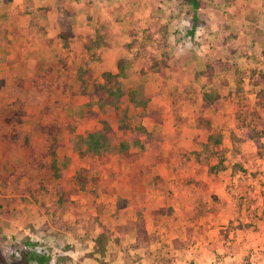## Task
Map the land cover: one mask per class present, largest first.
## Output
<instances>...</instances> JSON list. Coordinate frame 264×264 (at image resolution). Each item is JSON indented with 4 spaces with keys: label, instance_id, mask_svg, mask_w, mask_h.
<instances>
[{
    "label": "rangeland",
    "instance_id": "374dc122",
    "mask_svg": "<svg viewBox=\"0 0 264 264\" xmlns=\"http://www.w3.org/2000/svg\"><path fill=\"white\" fill-rule=\"evenodd\" d=\"M72 1L76 2L75 7L79 8V11H92L93 18L109 20L114 32L122 35L118 38H122L123 34L127 36L136 32V34L141 33L142 39L146 28H157L166 23L169 24L170 32L181 29L185 32L187 28L185 13H190L191 16L194 11L185 3L184 7L172 11L173 0H108L105 5L101 0ZM88 1L90 8L87 6ZM46 3L47 0H0V166L4 165L6 171H13L16 168L17 174L22 173V169L29 171V175H23L15 183L12 182L6 190L0 189V204H3L5 199L12 200L8 207L11 212L9 217L0 216V264H10L12 254L19 259L21 252L28 251L34 252L36 256L49 257L52 260L50 264H158L160 261H163V264L185 262V264H264V205L261 195V182H264V151L262 157L257 158L254 144L251 141H242L241 129L237 128L235 122H227L233 111V104L223 107L219 119L213 122L215 127L209 133V140L206 139L207 132L196 134L192 143L186 140L182 144L177 142L153 144L154 138H151L152 141H148L147 138L141 139L143 148L135 149L141 153L138 168L144 173L141 174V181L136 190L141 191V185L148 189L146 194L148 199L145 201L140 199L141 193L138 192L130 201L127 199L129 192L126 189L129 184L126 174L130 168L125 161L115 159L117 151H111L109 156L113 159L97 171L88 174V177L98 175L101 178L96 188V202L102 207L101 213L98 212L92 204V194L81 190L72 179L86 166V161L77 157L76 153L79 134L78 131L74 132L75 126L79 125L82 128L84 125H80V122L86 123V120H80L83 118L80 117L78 109L79 96L73 98L71 95H51V91L45 86L36 87L33 81L27 79L28 77L22 78L23 74L32 73L33 64L29 61H25V64L19 63L13 54L19 44L8 35L13 26L19 24L18 16L21 17L20 12L23 9L33 7L38 8L39 11ZM198 4L199 8L195 15L199 20L203 19L207 26L194 35L195 55L199 53V57H203L204 49L208 50L204 36H207V30H213H210V25L215 28L219 18L228 22L232 31L238 32L241 43L236 57L240 67L245 70L252 68V65L256 64L257 55L264 49V0H198ZM84 16L81 15L82 18ZM171 16L174 20L170 21ZM76 21L79 22H77L78 26L75 25L76 35L80 36L84 32L85 22H81L80 17ZM93 26V24L86 25L88 30ZM215 32L217 33L212 31L211 35L214 36ZM210 38L212 40V37ZM175 54L184 55L182 50ZM261 68L264 71V66ZM22 79L26 81L24 80L25 85L19 91V96L27 99L10 105V99L16 97V95L11 96L10 93L15 84ZM58 82L61 83L62 80L55 81ZM135 82L137 89L133 97L139 102L145 99L141 93L143 87L146 91L152 89L148 90L145 87L146 78H139ZM153 82L157 85L161 83L157 77ZM191 83L192 81L188 86L194 88V93L198 94V89L203 88L202 80ZM167 84L165 86L171 90L173 85L168 82ZM243 92L251 106L258 108L254 95L256 89L244 83ZM193 97L197 96L193 95ZM92 99H94L91 103L92 109L98 112L93 122L107 120L112 127L125 121L155 122L144 114L145 110L130 109L128 105L133 102L127 98H124L123 103L121 100L119 105L121 108L117 112L111 111L112 103L105 104L106 107L101 108L100 102L95 98ZM110 100L116 102L117 98L113 96ZM53 101L60 104H54ZM20 106L24 107V113L21 115L23 123L16 126V129L15 124L10 126L4 123V118L12 110L11 108ZM179 109H177L178 119L174 114L170 116L174 118L175 125L181 122L178 121L179 118L182 119L181 114H187L190 120L198 114L194 110H186L189 112L186 113ZM125 111L127 114L124 120L122 112ZM214 111L209 112L214 113ZM170 113L168 111L167 114ZM41 122H61L65 125V129L60 133V144L56 148L57 153L60 154V160L56 155V171L48 170L47 161L38 158L46 147L36 132ZM253 122L258 129H261L258 123L264 122V114L261 120L254 118L249 124L253 125ZM175 125L173 128L175 127L177 135L195 131L193 127ZM14 131L24 135H31L34 132L33 139L22 153L17 152L12 144L7 145L4 141L3 134L12 135ZM116 132L118 139L130 136L129 132L125 135L119 130ZM262 141L264 144V126ZM152 145H155L157 150L150 153L148 150H151ZM213 151L224 153L221 158L214 157L210 153ZM17 156L20 157L16 158ZM62 156L65 159L61 160ZM219 160L222 162L221 172L213 178L209 168ZM28 163L31 166L27 165ZM259 169L260 172L257 171ZM36 178L45 179L44 192L33 190L37 188ZM217 178L218 180L214 181ZM213 182L220 183L217 194L224 204L216 208L221 215L204 218L201 216L197 218L196 223L181 224L179 217L175 216L177 203L172 191L183 187L182 184L186 185V183H203L210 187ZM57 184H61L64 188L62 198L65 202L60 208L53 206L60 195ZM204 191L203 188L199 189L202 198L207 200L209 194H205ZM32 193L37 200L32 199ZM187 196L189 198L187 202L190 203L192 192L190 197ZM127 202L131 203L127 204ZM25 217L29 220L28 224H25ZM95 217L98 219L94 222ZM30 220L35 221L33 222L35 226L41 225L35 228L32 223L30 224ZM129 223L133 226H127L124 231L118 229L119 226H126ZM59 226H64V229ZM136 227H141L145 234L148 233V236L141 238L139 244H137L138 240L134 241L137 236ZM56 229L59 230L58 240L48 233L57 232ZM87 229L91 230L88 235L85 233ZM107 229L112 233L108 235L109 239L107 238L104 249L100 251L97 249L95 239ZM41 233L46 234L45 239ZM27 241L36 246L28 247ZM178 248L177 253L175 249ZM49 253H53L52 258L48 256Z\"/></svg>",
    "mask_w": 264,
    "mask_h": 264
},
{
    "label": "crops",
    "instance_id": "0c3cea01",
    "mask_svg": "<svg viewBox=\"0 0 264 264\" xmlns=\"http://www.w3.org/2000/svg\"><path fill=\"white\" fill-rule=\"evenodd\" d=\"M101 1L105 5L108 0H101ZM89 2L90 1H88V3ZM92 2H95V0ZM62 5L65 9L69 10L73 14L71 21L72 31L74 34L73 39L71 40V47L73 49V58L70 61L71 70L68 72L63 70L60 71L55 66V64L62 55L61 45L57 37L59 33V25L57 18L59 15L60 6ZM75 5L76 2L72 0H47L46 5L42 6V8L39 9V11H37L38 8L31 7L26 10L23 9V11L20 12L21 14L20 16L23 18L18 16L19 24L14 25L11 31H9L8 35L14 42L19 44V47L18 48L16 47V50L13 53L17 57L19 63L20 62L24 63L25 61H29V63L33 64L32 73L28 75L23 74V76L21 77L34 78L37 81L38 86L40 87L45 86L48 89V91L49 90L51 91L50 92L51 95L53 94L56 95L61 94L62 96L71 95L73 98L79 96L77 103L80 105L78 108L80 111L83 110V108L87 103L90 104L93 103L94 99H92L91 97L93 93V88L91 84L92 83L102 84L103 74L109 73L113 76H116V80L120 82L121 89L124 93V97L121 99L122 103L124 101V98L130 100L128 97V93L130 91H136L137 84L135 81L139 78L141 79L146 78L147 83L145 87H147L148 90L149 88H151L152 90L146 91L143 87L142 89L143 91H141V93H143V96H145V100H144L146 101L144 103L145 105L144 104L138 105L133 103H132L133 105L132 104L128 105L127 102H125V104L128 105L130 109L133 108L136 111L145 110L144 114L146 115L151 112H156L159 116L160 121L132 122L133 126L144 127L149 137L154 138V140L152 141L153 144H160V142L162 143L170 142L171 144L177 142L182 144L186 140L192 143V141H194L195 139L196 134L206 133V132L208 133L206 139L209 140L210 137L209 133H211L212 130H214L213 128L215 127L213 122H216L219 119L220 113H222L224 110L223 107L231 103L230 102L224 103L215 111L213 108L203 107L202 94L220 88L218 79H215L213 83H207L205 81V78L203 77L197 78L196 80H200V79L202 80V87H203L198 89L197 91L198 94L194 93L195 89L194 88L191 89L188 85H190V81H192L190 77L194 73L205 70L207 60H211L212 58H214L213 55L216 57H220L221 59H224L225 51L219 50L217 47V41L219 39L217 24H215V28H212V26L210 25V30L211 29L213 30L211 31L207 30V36H204L206 44L208 45V50L204 49L203 57H199V53L197 54L198 56L195 55V51H194L191 57L189 58L187 57V59H182V56H178L177 54H175L177 51H181L182 48L181 45L177 43L172 36L169 37L168 42L170 44V47L167 49V51H169L170 55H172V59L168 61L167 64L171 68H174V71L173 72L170 71L171 73L163 75L156 70L151 71L150 69H148L147 67V63L149 61L148 59L146 60L143 56L137 57L135 51L136 47L134 45H132L134 47L131 46V41H132L131 35L125 36L123 34L124 38L123 37L118 38L120 34L114 32V30L110 26L109 20H106V18H101V19L98 17L93 18L92 11L81 12L79 11V8L75 7ZM87 6L88 8H90L91 7L90 3ZM81 15H85L84 18H82ZM79 17L81 18V22H85L86 25L93 24L94 26L93 28L90 27L88 30L86 25L83 24V27L85 28L83 30L84 32L82 33V35L77 36L76 35L77 32L75 31V25L78 26L77 24L78 21L76 20H78ZM199 30H203V29L197 28L195 30L192 37L193 40L195 39L194 35L197 34ZM212 31H217V33L215 32L214 36H212L211 35ZM99 34L105 37V41L102 44H100L98 48L94 46L92 49H88L87 45H89L90 43H95L96 38L99 36ZM210 37H212V40ZM187 38L190 39L189 36ZM33 46L36 49L33 48ZM216 49H218L219 52L216 53L215 55L214 53L216 52ZM148 50L153 51L155 49L149 46ZM94 52H96V56L92 58L90 55H93ZM261 52H264V49L259 52V55H257V57L260 56ZM153 53L155 54L156 57L159 56V58L157 59H162L160 57L161 51L155 50L153 51ZM29 55H30V59H29ZM257 59L258 58H256L255 61H257ZM235 60L239 68H241L239 62L237 61L236 55H235ZM94 65H96V67L93 68ZM175 66L177 68H175ZM253 66L254 65H252V67ZM51 68H52L51 70L52 72L50 71ZM78 69H83L88 71V77L90 79L89 84L87 83V85H85V83H83L82 80H77L73 77L72 72H76ZM142 69L145 71L144 74H141ZM155 77H157L160 80L161 82L160 84L158 85L154 84L153 81L155 80ZM53 80L55 81L62 80V82L55 83V81ZM195 81H192L191 84H193V82ZM227 81L229 87L226 90L233 89L235 87L233 77L228 76ZM167 82L173 85V88L171 89L172 92L168 86L167 87L165 86L168 85ZM216 83L218 84L216 87H214ZM193 95L197 97H193ZM13 101H15V98L10 99L9 103H12ZM52 103L60 104L55 101H53ZM35 108H39V107H35ZM42 108L43 107L41 106V109ZM175 109L184 110L185 112L186 110L189 111L194 110L197 111L198 114L193 120L187 118L188 117L187 114H181L182 117L181 122L175 125L174 118L172 119V117H170L171 114H173V110ZM211 110H213L214 113H210L209 111ZM168 111L171 112L170 115L167 114ZM232 113L233 111H231L229 116L230 119L228 118L227 122L228 121L234 122ZM199 118H203L205 121H207L208 126L206 125L202 127L198 126L197 122ZM80 120H84V121L86 120V123L84 124V122H80L81 123L80 125H84V127L82 128L79 125L75 126L74 132L78 131L79 135L92 132L99 128L98 123L93 122L94 119H89L84 117L83 119ZM174 125L176 127L183 126L185 128L193 127L194 128L193 130L195 131L189 134L179 133L177 135L175 134V127L173 128ZM30 126L33 127L34 125L32 124ZM36 132L37 135L41 137L40 139L41 141L44 142L45 145L46 141L45 139H43L40 130H37ZM60 133L57 134L58 144H60ZM32 134L28 135L29 142L33 139ZM155 150H157V148L155 147V145H152L151 150L148 151L150 153H153ZM56 155L58 157V160H60L59 159L60 154H58L57 151H56ZM18 157L20 156H17L16 158ZM62 159H65V157L62 156L61 160ZM87 167L88 165L86 164V166H84L83 168H87ZM140 171L141 174L144 173L142 169H140ZM220 172L221 171L219 170L218 173ZM218 173L215 176L212 175V177L213 178L217 177ZM130 174L131 172L129 169V171L126 174L127 175L126 177L128 179L127 183L129 185L127 186V189L124 188V191L127 190L129 192V197H127V199H129L130 201L133 197L137 195L136 193L138 192L141 193L140 199L145 201L146 199H148L146 195L148 189L146 187L144 188V186L142 187L141 185L142 190L141 191L137 190V192L135 193L136 195L133 194L134 193L133 185H132L133 182L131 181ZM217 180L218 178L215 179L214 181ZM138 184L139 183L135 182L134 186L137 187ZM182 186L183 187L179 189L177 188V190L172 191L174 195V199L177 203V207H176L177 215L175 216L179 217V222L181 224L188 222L196 223L197 218L201 216H202L201 218H204L210 215H215L217 217L221 215L216 208L224 204L220 200L217 194V190L220 189L219 188L220 183L213 182V184L210 187L209 185L205 186L203 183H186V185L182 184ZM201 188L205 190L204 191L205 194H209L207 200L203 199L202 196L200 195L199 189ZM191 192L193 194L192 200L190 203H188L187 201L189 200V198L187 195H189L190 197ZM128 203L130 204L131 202H127V204ZM179 203H181V205H179ZM24 220L26 221L25 224L29 223L28 222L29 220L26 217ZM33 222L35 221L30 220V224L32 223L35 228H38L41 225L40 224L35 226ZM54 231L55 230H53V232ZM56 231L57 232H54L52 234H50V232L48 233L49 236L51 235L52 237H57L56 240H58L60 238L58 237L59 230L56 229ZM26 233L27 235H29L28 232ZM41 234L44 235L43 238L45 239L46 234L44 233ZM146 235L148 236L147 232ZM134 241L137 242V236L135 237ZM139 242L140 240H138V244ZM175 252L178 253L179 248L175 249ZM48 256H51L52 258L53 253H49ZM51 261L52 260L50 259L49 264ZM158 264H163V261L158 262Z\"/></svg>",
    "mask_w": 264,
    "mask_h": 264
},
{
    "label": "trees",
    "instance_id": "16d2710c",
    "mask_svg": "<svg viewBox=\"0 0 264 264\" xmlns=\"http://www.w3.org/2000/svg\"><path fill=\"white\" fill-rule=\"evenodd\" d=\"M184 3L191 6L192 10H194L191 16L190 13H185L187 14V28L185 32L182 29L180 31L175 30L173 32H170L168 29L169 24L166 23L157 26V28H146V30H144L143 32L145 36L144 38L142 37V39L141 33L136 34L135 32L131 34V46L134 45L136 47L135 51L137 57L143 56L146 60H149L147 63V67L151 71L156 70L163 75L174 71V68H171L167 64V62L172 59V55H170V52L167 51V49L170 47L168 38L171 36L182 47V54H184L182 55V59H187V57H191L195 51V43L192 39L193 34L197 28L204 29L207 24L203 19L199 20V18L195 15L197 8H199L198 0H173V5L175 8L173 7L171 10L174 11V9H180L181 6L184 7ZM72 16V12L65 9L63 5L60 6L59 15L57 18L59 25V33L57 37L61 45L62 55L55 64V66L60 71L63 70L68 72L71 70L70 61L73 58L71 40L74 36L71 23ZM172 19L174 20V18H172L171 16L170 21ZM216 24L218 26L219 32L217 47L219 50L225 51L224 59L216 57L212 54L214 58H212L211 60H207L205 70L194 73L190 78L192 81H195L197 78L203 77L205 78V81L207 83H213L215 79L219 80L220 88L202 94L203 107H210L216 110L224 103L230 102L231 104H233L232 117L234 122L238 126L237 128L241 129L242 131L241 139L244 142L251 141L256 148L255 156L257 158H260L262 157L264 151V144L262 141V128L264 126V122L258 123V126L261 129H258V127L254 125L255 122H253V125L249 124V122L251 121V119L254 118L255 120H261L262 114H264V71L261 68L264 66V52H261L260 56L256 61V64L252 68L248 70L239 68L235 60V55L238 52L239 43H241L238 39V32L234 30L232 31L228 22H226L225 20H221L218 18ZM188 36L190 39L187 38ZM104 41L105 37L99 34V36L96 38L95 43H90L89 45H86L88 49H92L94 46L98 48L99 45L102 44ZM149 46H151L155 50L161 51L160 57L162 59H157L159 58V56H155V54L153 53V51L155 50H148ZM218 49H216L215 53H212L216 55V53L219 52ZM96 52H94V54L90 56L94 58L96 56ZM175 68L177 67L175 66ZM51 70L52 68L50 69V71ZM144 73L145 71L142 69L141 74ZM72 75L75 79L82 80L85 85H87V83L89 84L90 79L88 77L87 70L78 69L76 72H72ZM228 76L233 77L235 87L233 89L226 90L229 87L227 81ZM27 79L33 81L36 87L38 86L37 81L34 78ZM24 80L26 81V79ZM24 80H19V82L15 84L14 89L12 90L10 95H16V97L15 101L10 103V105H12L13 103L18 104L21 101L27 99L26 97L24 98L22 96H19V91L25 85ZM244 83H248L256 89L254 95L256 98V106L258 108H253L250 104L249 99H247V96H245V93L243 92ZM91 85L93 88V93L91 97L97 99V102H100L99 105L101 108H103L105 104L112 103L111 111L117 112L120 110L121 106L119 105L121 99L124 97V93L121 89L120 82L116 80V76H113L109 73H105L103 74L102 84L92 83ZM134 93V91H130L128 93L130 101L138 105H143L146 102L144 101L145 99H142L139 102L135 101V98L133 97L135 95ZM113 96H116V102H111L110 98H112ZM23 108L24 107L22 106L15 109L11 108L12 110H10L4 118V123L10 126H13L15 124L14 126L17 129L16 126H20V124L22 125L23 123L21 121V115L24 113ZM177 111L178 110L176 109L173 110V114L175 115L176 119H178ZM126 114V111L122 112V117L124 120L126 119ZM96 116H98V112L92 110V105L90 103H87L83 110L80 111L81 118L86 117L89 119H96ZM147 116L152 118L155 122L160 121L159 116L156 112H151L147 114ZM178 121H181V118H179ZM197 123V125L201 127L204 125L208 126V122L205 121L203 118H199ZM98 124L100 127L97 130L79 135L76 153L81 160L86 161L85 163L88 165V167L80 169L79 172H77L72 177V179L81 190L88 191L92 194V204L98 209V212L101 213L100 208L102 207L98 204V202H96V188L98 186V183L101 181V178L98 175L88 177V174L90 172L97 171L98 168L110 162L113 158H110L109 153L115 150L117 151V157H115V159H121L122 161L128 163V165L130 166V177L131 181L133 182V194H135L137 190L136 186H134V183H139L141 179V171L138 168V161L141 153H138L136 149L143 148V142L141 139L147 138L148 141H152V139L151 137H149L144 127L133 126L130 122H120L117 124L116 128L112 127L110 122H108L107 120H102L101 122H98ZM37 128L38 130H40L43 139H45L46 141L45 151H43L38 158L39 160L42 159L47 161L46 167L48 170L50 169L52 171H56V148L58 147L57 134H59L65 129V125L61 122H41L38 124ZM116 130L121 131L124 135L129 132V138H125L123 136V138L118 139ZM3 138L7 145L12 144L14 146L13 149H16L17 152L21 151V153L24 151L25 148H27L26 146H28L29 144L28 134H20L18 131H14L12 135L3 134ZM210 153L214 157L219 156L221 158L224 152L220 151L218 153L213 151ZM29 164L30 163H28L27 165ZM29 166H31V164ZM221 166L222 162L221 160H219L217 164L209 168V172L212 175H216L220 170ZM16 171L17 169L15 168L13 171L9 172L6 171V167L4 165L0 166L1 190H6L12 182L15 183V181H18L20 177H23V175H29L28 170L23 171L22 169V173L20 174H17L18 172ZM257 171L260 172V169ZM35 180L37 183V188L32 189L34 191L39 190L40 192H44L46 189L45 179L36 178ZM57 187L60 195L57 198V203L53 206L55 208H60L63 207L65 202L62 198L64 195V188L61 184H57ZM261 192L264 205V182H261ZM31 196H33L32 199L37 200V198L34 196V193H32ZM11 201L12 200L5 199L3 204H0L1 218H8L11 214L8 209ZM120 207L121 205L119 204V209ZM97 219L98 218L95 217L94 222L97 221ZM131 225L133 226V224L131 223L127 224L126 226H119L118 229H123L124 231L127 226ZM59 227H62L64 229V226ZM135 230L137 234V240H141L142 237H146V234L144 231H142L141 227H136ZM85 233H87L88 235L91 233V230L87 229L85 230ZM111 233L112 232L107 229L101 232L96 237L95 241L98 250L102 251L104 249V242H106L108 235H111ZM26 245L28 247L36 246L30 241H27ZM49 261V257L36 256L34 252L31 251L21 252L19 259H17L13 254L10 256V264H29L30 262H34L35 264H49Z\"/></svg>",
    "mask_w": 264,
    "mask_h": 264
}]
</instances>
